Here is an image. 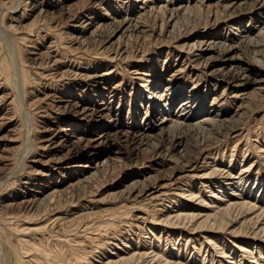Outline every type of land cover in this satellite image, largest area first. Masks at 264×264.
<instances>
[{
    "label": "rangeland",
    "instance_id": "374dc122",
    "mask_svg": "<svg viewBox=\"0 0 264 264\" xmlns=\"http://www.w3.org/2000/svg\"><path fill=\"white\" fill-rule=\"evenodd\" d=\"M40 1L43 6L41 13L39 9L30 10L32 0H0V51L2 56H5L6 40L14 39L18 52L17 67L20 72L24 73V80L26 79L23 104L25 109L35 95L39 97L43 93H55L58 97H67L68 94L78 96V90H81L82 93L86 92L85 95H91L90 92L96 88L85 77L108 71L111 72L109 78L120 83L118 90V97L122 103L120 122L127 123L128 102L131 100L139 105L142 97L145 96L144 91L147 85L146 82L134 80L136 76L132 73L135 68H141L143 70L140 69V72H144V67H148V59L155 55L158 57V65L155 67L158 73L164 60L166 68L179 65L184 60L176 58V52L171 49V45L165 46L156 38H150L145 43L132 38L131 41H127V49L136 52V58L127 61H111L109 53H101L102 49H100L103 46L99 41L102 40L104 43L106 31L97 32L99 37H88V34H84L79 40L82 45L75 51L76 46L71 47L70 39L79 30L77 26L85 20L84 15L92 12L100 16L102 20L105 19L99 7H93L94 0H73L75 4L69 9L68 14L76 15V18L66 25L53 28L57 22L67 16H60L58 12H55L52 15L54 17L50 18L46 12L55 10L54 5L62 0ZM119 1L121 3L117 5L122 6V11L127 10L128 3H131V0ZM229 1L252 3L255 0ZM258 1L264 5V0ZM214 2L215 0H212L211 4ZM104 3L108 12L116 6L114 0H104ZM133 4L136 8L140 6L135 2ZM18 5L16 14H9L10 8ZM243 13L237 21L240 22V27L250 31L248 35L252 33L250 36L253 37L257 34L258 28L264 27V9L253 13L250 17L245 12ZM17 20L20 21L19 25L15 23ZM158 20L156 23L159 25ZM225 20L227 21L226 18L220 19L212 29L214 28V34L228 39L231 33L226 30L228 27L225 25L230 24H227ZM205 21V17L191 19L190 28L201 33ZM20 38L27 40L25 42ZM259 40L264 42L263 37ZM45 48H48L50 58L43 56L39 61L48 63L50 59L57 60L61 63L59 64L60 71H69L70 75L53 81L43 76L40 77L43 72L47 75L46 72L50 71V68L41 71L36 66L31 68V65H28L30 63L28 59L33 57V53L38 50L40 53H45ZM247 55L243 50L240 51L244 64L250 67L254 74L264 72V66L255 63L250 53ZM140 58L143 59L142 62H139ZM258 60L264 65L262 59ZM188 64L189 66L180 78L182 87H184V95H188V90L197 84L199 96L203 95L204 91L209 92L208 95L211 96L214 89L200 73L205 70L201 66L195 67L196 63ZM192 67L196 69L193 74L190 73ZM191 75L198 76V82L189 83ZM2 89H5V82L0 78V94H2ZM11 91L8 88L6 93L11 94ZM11 95L13 96V93ZM196 95L197 93L194 98ZM82 96L85 98L84 95ZM117 100L112 102V109L118 107L119 101ZM10 101L9 95L2 103L3 105L0 104V114L10 108V106L7 107ZM40 108L44 111L49 110L46 103L28 109L30 112L28 114L32 116L37 129L44 124L52 123L46 114L43 115ZM221 108L224 111L232 109L234 111L236 104L224 98L221 101ZM205 110L209 111L208 104ZM146 111L147 103L143 101L142 108L132 118V123L135 124L143 119ZM243 112L239 117H232L233 112H228L226 118H232L233 121L227 125L228 128L225 130L200 131L186 136L187 143L197 146L196 154L199 153V146L203 144L210 146L209 153L207 152L208 157L203 153L198 156L200 158L195 163L190 162L185 165L182 160L176 159L174 153L170 152L168 158L162 153L159 159L163 161V166L157 173L145 169L151 164L147 162L149 161L148 156L136 160L133 157L127 158L122 155L118 161L106 164L104 169L98 172L95 180L88 185L68 189L66 188L68 170L57 172L54 163L48 166L43 165L41 162L46 159L41 156L42 152L37 149L35 143L34 157L41 160L33 169L35 171L19 163L20 156L28 144V133L21 123L19 108L13 104L8 114L4 116L5 121L0 122V183L2 184L0 186V258H3V263L106 264L113 259L127 258L133 253H140L146 254L147 260L157 256L158 260L156 259L154 264L163 262L197 264L199 257L204 255L206 256L205 264H218L219 262L252 264L250 253L244 252L248 250L259 258L262 256L255 264H264V231H261L264 221L255 226L254 216L256 214L248 215L238 210L232 211L231 215L225 214L224 220L227 226L224 225V230L211 229L212 223H204L206 227L202 230H190V225L194 224V227H197L203 219H197V223L192 224H188L187 220L181 223L173 220L167 221L168 217L175 214L217 216L221 214L220 209L223 206L235 200L232 195H240V193L250 199H255L257 207L264 211V99L254 97L248 102ZM62 119L71 120L69 114L63 116ZM59 126H62V122ZM235 130L238 131L232 134L231 132ZM33 131L36 132V129ZM35 132H33L34 137ZM103 160L105 159L101 156L98 162ZM176 166H183V172L174 171ZM212 169L218 171L220 175L204 176ZM229 172L230 180L226 178ZM170 175L174 177L173 179L180 178L177 181L179 185L172 187V190L166 193L165 197L169 199L164 201H158V199L149 201L145 200V197L139 200L132 198L126 200L125 194L121 193L126 186L136 182H138L136 183L138 188L141 185H151L159 189ZM240 177L243 182L245 180L248 182L243 191L233 186V183H238L237 180ZM47 185L48 189L40 191ZM175 188L177 190H174ZM52 190H57V193L50 202L51 199H45V196ZM37 191L41 194H36L39 193ZM189 191L196 197L190 199ZM33 195L36 197H29ZM29 198H35L32 205L27 206L21 203ZM260 210L257 213H261ZM262 216L264 217V213ZM255 233L259 235L254 237ZM209 258L213 261L211 262Z\"/></svg>",
    "mask_w": 264,
    "mask_h": 264
},
{
    "label": "bare ground",
    "instance_id": "6f19581e",
    "mask_svg": "<svg viewBox=\"0 0 264 264\" xmlns=\"http://www.w3.org/2000/svg\"><path fill=\"white\" fill-rule=\"evenodd\" d=\"M132 1L128 3V9L122 11V6L118 7L117 5L121 2L114 0L116 6L112 7V10L108 12L104 0H94L93 7L98 6L99 11L103 13L105 19L102 20L100 16L92 12L86 13L83 17L85 20H82L81 24L77 26L79 30H75L76 33L70 39V45L71 47L76 46L74 48L76 51L82 45L79 41L81 36L88 34V37H99L97 32L106 31L104 43L102 40L99 41L104 47H100L102 49L101 53H109L110 60L116 62L117 60L127 61L136 58L137 53L127 49V41H131L134 38L145 43L150 38H156L165 46L171 45V49L176 52V58H179V60L184 59L181 64L170 68L165 67L164 60L159 73L155 68L158 65V57L156 55L148 59V67H144V72H140L141 68H135L134 73H132V75L136 76L134 80L142 83L146 82L147 85L144 91L145 96L142 97L139 105H136V102H132L131 100L128 102L127 123L120 122V109L122 106L120 97H118L120 83L109 78L111 72L108 71L85 77L96 88L90 92L91 95H85L86 92L82 93L81 90H78V96L68 94L67 97H58L55 93H43L39 97L35 95L32 98V102L29 105L27 104V108L25 109L23 104L25 102L24 95L26 92H24V82H26V79L24 80V73L20 72L17 67L16 59L18 52L14 45V39L10 38L6 40L7 51L5 50V56H2L0 51V78L5 82V89H2V94H0V104L5 102L10 95L11 101L7 107L10 106L11 108L15 104L19 108L21 123L27 130L28 144L20 156L19 163L21 166L22 164L27 165L29 169L33 170L38 166L36 164L41 162L40 159L34 157V145L36 144L37 149L42 152L41 156L46 159V161L41 163L45 166L54 163L53 165L56 167L55 170L57 172L68 170L69 176H66V188L74 189L76 186H85L94 181L96 176H98V172L104 169L106 164L118 161L122 155L127 158L133 157L136 160L140 157L148 156L149 161L147 162L151 164L145 167V169L148 171L153 170V172L157 173L160 172L159 168L163 166V161L159 159L162 153L167 158L170 152L174 153L176 159L182 160L185 165L190 162L195 163L200 158L198 157L199 155L201 156L203 153L206 156L208 155V148L210 146L204 144L199 146V153L196 154L197 146H192L186 141L188 134L200 131L225 130V128H228L227 125L233 121L232 118H229L230 120L226 118L228 112H233L232 117H239L244 113L243 111L248 106V102L253 100L254 97L264 99V72L261 71L254 74L251 68L244 64L240 56V51L243 50L246 55L248 53L251 54L255 63L264 66L258 60L262 59L264 61V42L259 40L262 37L264 38V27L258 28L257 34L251 37L250 34L252 33L248 35L250 31L240 27V22L237 21L242 17L241 13L243 12L250 17L253 13L263 10L264 5L258 0L252 3L245 1L233 3L229 0H215L213 4H211L212 0H154V2L153 0H134L133 2L140 4L137 8L134 7ZM74 4L75 1L73 0H62L59 4L54 5L55 10L46 12L50 15V18L54 17L52 15L55 12H58L60 16H67V18L57 22V25L53 28L66 25L76 18V15L68 14L69 9ZM18 7L19 5L11 7L9 14H16ZM38 9L41 13L43 9L42 2L40 0H32L30 10L36 11ZM199 17H205L206 19L201 33H197L193 28H190V20ZM159 18L160 20H158ZM222 18H226L227 21H225L227 24H230L229 26L225 25L228 27L226 30L231 33L228 39L213 33L214 28L212 29V27H215ZM157 20L160 21L159 25L156 23ZM15 23L19 25L20 21L17 20ZM9 28L11 29L12 27ZM258 37L260 38L256 39ZM2 38L5 39L3 36ZM122 44L124 45L122 46ZM49 46L47 47L49 48ZM48 48H45V53H40L39 50L33 53V57L28 59L30 62L28 65H31V68L36 66L41 71L50 68L51 72L47 71V75L43 74L45 73L43 72L40 77L43 76L53 81L70 75L69 71H60L59 64L61 63L57 60L50 59L48 63L39 61L43 56H46L47 59L50 58ZM166 53L168 54V52ZM142 60L140 58L139 62H142ZM187 63H196L195 67L201 66L205 70V72L200 73L209 86L214 89L211 96L208 95L209 92L207 91H204L203 95H201L202 97L199 96L197 84L188 90V95H184V87H182L180 78L189 66ZM195 70L192 67L190 73L193 74ZM190 79L189 83L198 82L199 80L198 76L195 77L194 75H191ZM6 88L12 90L13 96L11 95L12 93H6ZM196 93L197 95L194 98ZM81 94L85 98H82ZM224 98L236 104L234 111H232L233 109L224 111L221 108V101ZM116 100L119 101L118 107L112 109L111 104ZM143 101L145 104L147 103L146 114L143 119L134 124L132 123V118L142 108ZM45 103L49 106L50 113L48 114L49 110L44 111L42 108L40 109H42L43 115L46 114L52 120V123L44 124L37 129L36 123L34 124V120L32 121V116L28 114V109ZM207 104L209 111L205 110ZM10 108L0 114V122L4 120V116L8 114ZM65 114H69L71 120L62 119L63 116H66ZM61 122L62 126L60 127L59 124ZM35 129L36 132L33 131ZM237 131L235 130L231 133L234 134ZM33 132H35V137L33 136ZM101 156L105 160L98 162ZM68 165L69 167L67 168ZM174 171L183 172V166L174 168ZM216 175L219 176L220 173L212 169L210 173L204 176ZM230 176L229 172L226 178H230ZM173 178L170 175L169 179L163 181L165 183L159 189L153 188L151 185H141L138 188L136 184L138 182L131 183L121 193L125 194L126 200L130 198L139 200L145 197V200L148 199L149 201H157V199L158 201H164L169 199L165 197L167 196L166 193L172 190V187L179 185L177 181L180 178ZM237 182V184L233 183V186H237L241 191H243V188L248 183L246 180L243 182L241 177L238 178ZM45 189H48V185L39 190ZM154 189L156 190L154 191ZM174 190L177 189L175 188ZM56 191L52 190L49 192L45 196V199H51L50 202H52V198L57 193ZM36 194H41V192ZM232 196L235 197V200L233 199L230 203L223 206L220 209L221 214L217 216L203 217L175 214L172 217H168L167 221L173 220L181 223V221L185 222L187 220L188 224H192L193 222L197 223V219H203V222L198 223L197 227H194V224L190 225V230H202L206 227L203 225L204 223H212L211 229L224 230V225L227 226L224 215H231L230 213L234 210L247 213L248 215L256 214L254 216L255 226L264 221V217L262 216L264 211L257 207L255 199H250V197H246L241 193L240 195ZM195 197L194 193L190 192L189 198ZM33 200L35 198H29L21 203L29 206L32 205ZM259 210L262 212L257 213ZM262 227L261 231H264V226ZM258 235L255 233L254 237ZM246 246L248 247V245ZM244 252L250 253L251 263L255 264L259 256L253 255L248 250H244ZM155 257L147 260L146 254L133 253L127 258L113 259L106 264H128L129 262H132V264H154L157 259V256ZM199 259L197 264H205V255L200 256ZM2 260L3 258H0V264H4ZM210 261L212 262L213 259H210ZM164 264L172 263L165 262ZM218 264L223 263L219 262Z\"/></svg>",
    "mask_w": 264,
    "mask_h": 264
}]
</instances>
